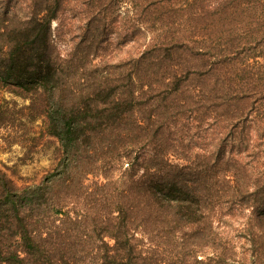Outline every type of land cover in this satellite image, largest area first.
<instances>
[{
    "label": "trees",
    "instance_id": "trees-1",
    "mask_svg": "<svg viewBox=\"0 0 264 264\" xmlns=\"http://www.w3.org/2000/svg\"><path fill=\"white\" fill-rule=\"evenodd\" d=\"M122 5L138 50L113 69L93 59ZM68 25L80 40L63 56ZM0 87L29 94L20 114L62 148L36 183L0 169V264H264V0H0ZM175 115L209 143L171 150Z\"/></svg>",
    "mask_w": 264,
    "mask_h": 264
},
{
    "label": "rangeland",
    "instance_id": "rangeland-1",
    "mask_svg": "<svg viewBox=\"0 0 264 264\" xmlns=\"http://www.w3.org/2000/svg\"><path fill=\"white\" fill-rule=\"evenodd\" d=\"M132 10L126 5L118 8L112 18L110 17L106 22L105 37L106 40L98 49V55L93 59V62L98 61L101 56H105L111 62L109 65L114 69V65L121 58H130L136 55L138 50L136 25L132 20ZM72 12L67 11L62 14V22L67 23L75 20ZM57 21L52 22V31L55 28ZM75 24V23H74ZM77 24V23H76ZM77 29L71 26H65L62 32H55L56 41L61 55L66 56L72 52L79 42V35ZM151 33H146L145 40L149 39ZM128 66V65H127ZM129 67V66H128ZM12 88L0 87V110L8 106V102H16L14 110L17 112L13 115L10 121L0 117V169L5 171L8 175L12 176L19 184H31L41 180L47 172H49L54 165L59 161L62 154V148L59 139L56 136H50L45 133L43 129L42 119L38 118L33 124H28L19 109L21 106L29 103V94H17L11 90ZM162 93L155 91L147 94V99L150 102L157 98L162 97ZM8 101V102H7ZM11 106V105H9ZM1 113V112H0ZM195 123L186 122V119L180 115H175L167 121L168 133L173 138V146L169 148L174 151L196 152L203 148L206 142L200 141L197 135L201 130L195 128ZM187 125V126H186ZM189 127V130L187 129ZM188 133L186 139L179 141L176 137ZM34 137V138H33ZM190 138V139H189ZM190 140V141H186ZM210 148V145L204 147ZM139 149H131V154L138 152ZM173 152V151H172ZM172 162H183V159L178 158L176 155L169 156ZM112 170L113 181L116 185L121 184L126 176V163L109 161L105 165ZM99 174V173H98ZM99 177V175L97 176ZM92 176L88 181L92 180ZM100 180L104 178L100 175ZM230 245H232V258L234 262H241L242 257L249 250V241L240 236L237 231L233 230L229 234ZM150 249L152 245L147 244ZM175 254V252H171ZM205 254V253H204ZM211 253H208L210 255ZM206 255L199 253L198 258Z\"/></svg>",
    "mask_w": 264,
    "mask_h": 264
}]
</instances>
